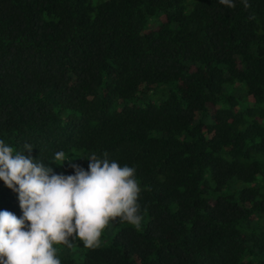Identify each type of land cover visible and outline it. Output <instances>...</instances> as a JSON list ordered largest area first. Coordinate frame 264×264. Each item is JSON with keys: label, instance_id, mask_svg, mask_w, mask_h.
Here are the masks:
<instances>
[{"label": "trees", "instance_id": "16d2710c", "mask_svg": "<svg viewBox=\"0 0 264 264\" xmlns=\"http://www.w3.org/2000/svg\"><path fill=\"white\" fill-rule=\"evenodd\" d=\"M233 3L0 0V140L141 189L139 228L56 244L61 264H264V0ZM5 210L23 216L0 180Z\"/></svg>", "mask_w": 264, "mask_h": 264}, {"label": "clouds", "instance_id": "9594fccd", "mask_svg": "<svg viewBox=\"0 0 264 264\" xmlns=\"http://www.w3.org/2000/svg\"><path fill=\"white\" fill-rule=\"evenodd\" d=\"M234 8L233 0H220ZM244 6L249 5L244 0ZM27 151L31 145H25ZM0 140V180L19 194L23 216L0 211V264H61L56 244L78 238L87 248L99 247L107 225L117 218L136 228L142 217L135 169L107 158H91L89 169L57 175L42 162L17 152ZM63 151L55 163L63 165Z\"/></svg>", "mask_w": 264, "mask_h": 264}]
</instances>
